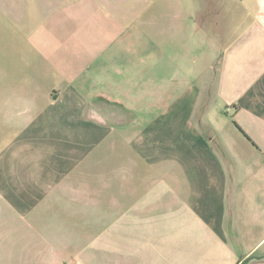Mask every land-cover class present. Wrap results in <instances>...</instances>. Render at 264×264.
<instances>
[{"label":"crops","instance_id":"1","mask_svg":"<svg viewBox=\"0 0 264 264\" xmlns=\"http://www.w3.org/2000/svg\"><path fill=\"white\" fill-rule=\"evenodd\" d=\"M0 264H264V0H0Z\"/></svg>","mask_w":264,"mask_h":264},{"label":"rangeland","instance_id":"2","mask_svg":"<svg viewBox=\"0 0 264 264\" xmlns=\"http://www.w3.org/2000/svg\"><path fill=\"white\" fill-rule=\"evenodd\" d=\"M110 141H111V138H109V137L106 138V139H102L101 140V149L102 150H107L109 148Z\"/></svg>","mask_w":264,"mask_h":264},{"label":"built area","instance_id":"3","mask_svg":"<svg viewBox=\"0 0 264 264\" xmlns=\"http://www.w3.org/2000/svg\"><path fill=\"white\" fill-rule=\"evenodd\" d=\"M229 110H231V109H229Z\"/></svg>","mask_w":264,"mask_h":264}]
</instances>
